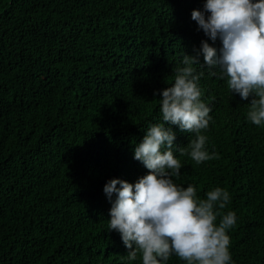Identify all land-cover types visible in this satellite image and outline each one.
Segmentation results:
<instances>
[{"label": "trees", "instance_id": "1", "mask_svg": "<svg viewBox=\"0 0 264 264\" xmlns=\"http://www.w3.org/2000/svg\"><path fill=\"white\" fill-rule=\"evenodd\" d=\"M203 3L0 0V264H141L108 229L104 185L149 171L134 148L163 122L157 90L203 40L220 47L191 18ZM199 62L213 117L202 131L219 158L197 164L174 147L183 166L173 179L201 198L226 188L231 200L219 211L237 214L235 264H264V126L246 119L251 97L232 94L202 54ZM166 126L177 146L195 138ZM167 264L186 262L172 255Z\"/></svg>", "mask_w": 264, "mask_h": 264}, {"label": "clouds", "instance_id": "2", "mask_svg": "<svg viewBox=\"0 0 264 264\" xmlns=\"http://www.w3.org/2000/svg\"><path fill=\"white\" fill-rule=\"evenodd\" d=\"M191 18L212 41L219 39L220 47L203 40L196 55L184 52L174 82L157 90L162 93L163 122L150 124L134 148V158L149 171L134 183L117 177L104 185L111 203L108 229L120 233L129 262L139 253L141 264H167L172 255L186 264H235L229 230L237 214L219 211L230 202L229 191L216 186L201 198L196 185L177 184L173 177L179 178L183 165L173 148L197 164L219 158L218 152H209L202 131L213 117L201 99L203 72L195 67L201 54L207 66H218L232 94L244 100L251 97L246 119L264 126V0H204ZM166 122L195 138L186 147L177 146L176 134Z\"/></svg>", "mask_w": 264, "mask_h": 264}]
</instances>
